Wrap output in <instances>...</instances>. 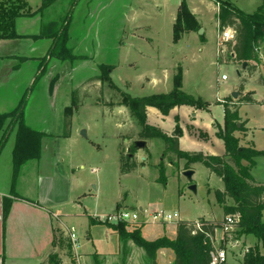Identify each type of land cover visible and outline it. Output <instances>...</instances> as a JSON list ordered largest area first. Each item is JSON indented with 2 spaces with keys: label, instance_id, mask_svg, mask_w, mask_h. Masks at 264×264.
<instances>
[{
  "label": "rangeland",
  "instance_id": "obj_1",
  "mask_svg": "<svg viewBox=\"0 0 264 264\" xmlns=\"http://www.w3.org/2000/svg\"><path fill=\"white\" fill-rule=\"evenodd\" d=\"M101 1L106 6L102 8L101 15L99 14L98 16L100 21L94 15L86 16L88 13V9L86 8L88 3L86 0H82V3H80V6L75 11L73 9L77 3L74 4L73 0H62L48 13L49 17L52 16L57 20L58 28L66 24L68 17L72 21V27H77V37L71 44L75 49L72 47L65 51V55L71 52V54L77 55V57L73 59L69 56V59H66L67 61L63 58L64 63L59 64V66L51 64L54 59L48 62L49 70L47 72H51L48 75L54 76L60 72V84L62 90L65 92L72 90V85L75 86L77 81L85 79L77 87L78 89L73 92H76L75 96L78 102L80 100L86 101V106L79 108L77 112L78 103L73 109L75 110L73 114L74 123L78 129V137L81 140V144L74 147L73 153H67V149L63 147L64 153L62 155L65 159V165L72 158V164L74 163L76 172L85 174L89 178L88 180L92 181L91 193H95L93 185L99 183V208H105V211L112 210L116 205L114 204L115 200H120L119 202L122 203V207L120 208L123 209L132 210L139 208V206L148 208L151 205L154 208H164L170 212H178L181 221L196 222L197 224H200L199 222L202 219L208 221L224 219L223 205L219 203L215 195V189L221 183L217 179L218 177L209 179L210 172L201 162L192 164L195 167L196 173L192 177V180H189L183 172H180L183 166L181 163L183 161V164H185V161L178 160L175 156L172 157V160L167 158L165 160L167 172L166 185L164 186L161 182L157 181L160 172L156 164L161 161L162 151L165 147V142L160 139L152 140L150 147L151 156H148L147 160L142 159L139 162L140 166L146 163L145 169L139 168L129 175L120 173L119 149L122 155H127L129 153L128 148H130V144L132 143V141L126 142L128 139L125 135L138 138L141 131L137 119L131 114L130 108L126 104L127 96L144 97L146 95L170 92L173 89V76L177 73L178 67L186 69V89L192 92H204L207 96H210L216 87L225 89L236 85L237 82H240L239 72L244 77H248L247 69L243 67V63L240 64L235 62L233 57L230 58L227 44L224 46L219 45V21L215 8L210 4L211 0H191L192 9L198 12L206 28V42L202 45L197 43V45L190 46V48L187 43L180 44L179 48L178 46L167 48L164 44V48L168 50V53H166L163 60V71L160 65L155 63V60H143L135 52L131 55L132 59L135 60V67L129 68L128 66H124L127 63L124 62L126 57L123 50L128 49L129 46L122 49L118 47V39L120 37L118 33L121 32L120 27H126L130 21L144 22L146 20H156L160 24L163 23L161 34H163L162 37L166 41L168 24L173 18L172 11L169 8H166V10L163 8L158 15L152 9L153 7L149 6L145 7L149 12L148 18L144 16L132 18L133 15H131V20H128L122 14L124 7L123 0H111L112 2L108 0ZM227 1H231L238 9L245 13L256 11L264 2V0ZM216 4L218 5L217 2ZM86 18L88 19L87 21ZM227 29L234 31L233 27ZM83 35H88V38L83 40ZM95 35L98 36V39L95 38ZM202 39H204V36ZM263 46L259 48V61H249V64H255L259 70L257 77L254 80H250V84L252 85H256L255 82L264 79ZM132 48L139 50L137 46ZM221 49L224 51L221 52ZM59 52L62 51H57L56 53L59 55ZM88 56L91 59L90 61L88 60L89 62H86L84 59H89L87 58ZM45 61H47V57L43 60V62ZM173 64H176V67H173ZM113 65H117L119 68L112 74ZM150 68L151 70H158L157 78L160 79L159 81L155 83L153 81L149 82L146 80L147 77H143L145 69L148 70ZM166 70L170 71V75H165ZM172 70L173 75H171ZM223 75L227 76L226 80H222ZM45 80L46 77H42L35 84H28L25 92V107L28 112L33 111L37 114L36 109L39 110L47 107L46 99L43 101V96L46 92ZM57 84L54 85V92L57 90V87H55ZM84 92L85 96L83 97ZM60 101L58 104H60ZM121 106L129 111V117L128 115L119 113L117 121L115 117L114 120H111L112 113L114 114V111L121 108ZM48 114V118H51L52 114L49 110ZM199 118L201 119V116ZM199 118L197 120H200ZM150 120L165 124L167 127H171L173 124L176 125L171 115L165 117L164 121H160L159 118L157 119L153 115H150ZM49 121L51 120L49 119ZM6 125L5 134L14 125L13 118L7 120ZM83 130L86 131L85 136L82 134ZM192 130V127L189 126V136L192 139L188 138L185 140L184 145L187 149L203 150L207 153L218 151L217 143L212 144L208 140L207 134L203 132L198 133L199 135L196 134L195 139ZM64 131L65 128L61 130V133L54 130L53 132H49V134L63 136ZM55 135L47 139V142L50 143L49 145L55 144L53 141L56 138ZM97 144L101 147L100 151L97 149ZM51 148H53V145ZM41 150L43 151V146ZM31 160L34 159H29L27 162ZM81 164L84 165V168H81ZM91 170H96V172L92 173ZM98 176L102 178L98 179ZM190 185H194L195 190L190 189ZM227 202L231 203V201ZM83 203L88 212L96 210V201L93 198H87ZM106 212H108L107 214L110 213L109 211ZM87 218H84L86 223ZM75 221L69 222V227H62L66 231L64 233V242L68 246L65 252L66 254L68 253L67 256L65 254L64 256L62 255L64 264H80L79 257L81 256L77 254L70 238H67V236L69 237L70 229H73L77 236L78 252H102L105 255H101L102 257L99 255V259H102L100 260L103 261V264H152V260L147 255L145 249L134 240L127 241L125 250L123 249L122 242V248L119 251L120 241L118 235L113 233L112 237H107L106 226L103 224H100L102 226L92 228L91 232L93 233L94 240L93 242H87L86 237L89 226H84L82 221ZM177 223L178 221H171L167 224L149 223V225H132L127 226V231L132 232L135 229H139L141 233L139 241L148 244L149 250L151 249V252H154L156 255L158 263L172 264L175 260L176 249L173 243L175 242ZM237 228V226H233L228 231L219 230L218 234H215L211 239L213 250L219 247L226 249L229 257L228 264H243L245 249H248L247 245L255 247L260 242V246H262L261 252H264L261 241H258L254 235L238 234ZM252 236L257 239L255 244H253L255 240ZM247 237H251L249 242H243ZM237 239L238 241L235 242L234 240ZM90 260H93V264H96L93 257L87 261L83 260L82 264H90Z\"/></svg>",
  "mask_w": 264,
  "mask_h": 264
},
{
  "label": "crops",
  "instance_id": "obj_2",
  "mask_svg": "<svg viewBox=\"0 0 264 264\" xmlns=\"http://www.w3.org/2000/svg\"><path fill=\"white\" fill-rule=\"evenodd\" d=\"M61 1L62 0H57L51 6L46 7L33 15L18 18L16 23V32L19 38L0 39V114L17 110L21 108V105L24 102L22 116L24 123L28 124L32 129L44 134L42 140L43 151L41 152L40 157L23 165L16 175L17 178L15 184H13L14 168L12 154L17 142L16 135L18 124L16 123V125H13L6 134V127L0 129V264H46L47 257L54 252L58 253L62 260V255L64 256L65 254L67 256L68 254L65 253L68 246L64 245V247H62L59 244L60 236L63 235V237H65L64 233H66V231L62 228L63 226L69 227L68 223L73 220H76L75 222L82 221L84 226H89L86 241L93 242L94 237L91 232L92 228L102 225L93 224L92 219L97 220L102 216L108 215V212L106 211H109V214H111L116 209L122 207V203L119 202L120 200H115L114 204L116 205L112 208L113 211H105V208H99V183L93 185L95 193H91L90 188L92 186V181L88 180L89 178L86 177L85 174L76 172L74 163L72 164V158H70L68 164L65 165V159L62 155L64 153L63 147L67 149V153H73L75 150L74 147L81 144V140H79L78 137V129L75 127L74 123L73 114L75 110H73L72 114V128L69 136L49 134V132H53L54 130L61 133V130L65 127L64 118L66 110L73 106V92L78 89L77 87L82 82L85 81V79L77 81L75 86L72 85V90L65 92L62 90V86L60 84V72L56 73L54 76L48 75L51 72H47L49 70L48 62H51L53 59L54 61L51 64L54 66H59V64L64 63L63 56L60 52L59 55L56 52L51 53V51L56 48L55 46L58 43V35H60L63 28H58L57 20L52 16L49 17L48 14L49 11H52L53 8ZM81 1L82 0L78 1L73 9L74 11L80 6V3H82ZM108 1L112 2L111 0ZM183 1L184 0H123L124 7L122 9V14H124L125 18H128V20H131V15H133L132 18H140L143 16L148 18L149 12L145 9V7L149 6L153 7L152 9L158 15L161 13L163 8L165 10L166 8H169L172 11L173 17L168 24L166 41L162 37L163 34H161L163 23L160 24L156 20H146L144 22H137L133 20L130 21L126 27H120L123 35L121 32L118 33L120 36L118 39V47L122 49L129 46L128 49L123 50L126 57L124 62L127 63L124 66H128L129 68L135 67V60L131 57L132 53L135 52L143 60H155V63L159 64L163 71V60L166 53H168V50H165L164 48V44L167 48H174L176 46L179 48L180 44L187 43L190 48V46L193 47L194 45H197V43L202 45L206 42V28L204 27L198 12L192 9L191 0H185L192 14L199 20L201 25L200 29H203V32L199 33L198 30L196 32L192 31L184 33L179 42L174 43L173 27L177 19L176 16L178 9ZM42 2L43 0H27V3H29L33 12L40 9L43 4ZM86 2L88 3L86 7L88 9V13L86 16L94 15L96 19L100 21L98 16L99 14L101 15V10L106 5H103V1L101 0H86ZM210 4L215 8L217 15L219 6L216 4L215 0H211ZM87 20L88 19L86 18V21ZM203 35L204 39H202ZM76 37L77 27H72L71 21L67 30L66 38L68 39V44L71 48L73 47V49L75 48L71 44L75 41ZM87 38L88 35L82 36L83 40H86ZM95 38L98 39V36L95 35ZM136 46L139 50H137V48H132ZM54 56L56 57L54 58ZM46 57L47 61L43 62ZM87 58L89 59L84 60L89 62L91 57L88 56ZM173 67H176V64H173ZM118 68L119 67L117 65H113L112 74L114 71L118 70ZM181 68L183 69V91L197 99L201 98L203 101L209 103V107L207 109H202L184 104L173 108L169 114L163 115L156 107L148 106L146 121L153 126L161 128L169 135H173L177 125V120H179L181 131L183 130V133L179 136L180 150L187 152L201 151L204 154L213 156L224 155V141L217 136L216 133L218 130V124L221 127H224L225 125V100L227 97H232V93L235 91L240 93L239 96L252 97L254 102H248L244 99L241 100L239 115L242 122L245 123V131L237 132L236 135L241 139V146L252 147L262 153L254 157V163L250 170L254 180L257 183L264 184V79H260L255 82L256 85L250 84V80H254L257 77L259 71L258 67L255 71H253V73H248L246 71L248 74L247 78L239 72L240 82H237L236 85L225 89L216 87L210 96H207L204 92L188 91L186 89V69L183 67ZM244 68L246 69V67ZM157 71L158 70H151V68L148 70L145 69L143 77H147V81H153L155 83L160 80L157 78ZM165 75H170V71L166 70ZM171 75H173V70ZM42 77H46L44 82L46 92L44 93L43 101L46 99L47 107L39 110L36 109L38 112L37 114L33 111L28 112L25 107L26 89L28 84H35L36 81ZM56 83H58L57 86H55L57 87V90L54 92L53 88ZM242 85L244 86L243 91L240 89ZM84 96L85 92L83 93V97ZM235 100H237V98ZM59 101L60 104H58ZM85 103L86 101L80 100L78 103L79 106L76 108V112L79 108L86 106ZM48 110L52 114L51 118H48ZM119 113L128 115V117L130 115L129 111L121 106V108L114 111V114L112 113V116L110 115L111 120L116 118L115 120L117 121ZM150 115H153L157 119L159 118L160 121H164L165 117H169V115H171L173 120H175L176 125L173 124L171 127H167L165 124L153 122L150 120ZM199 116H201V119ZM197 118L200 120H197ZM49 119L51 121H49ZM189 126L193 129V135L195 136L193 137L195 139L196 134L198 133L203 132L207 134L208 140L212 144L215 142L217 143V147L219 148L218 151L207 153L203 150L196 151L187 149L184 142L186 139L191 138L189 136ZM54 135L56 137L53 139L55 144H52L53 148H51L52 145H49L50 143L47 142V139ZM134 140H138V138H135ZM134 140L131 139L130 141L133 143ZM152 140L153 139L146 140L147 148L149 149L148 153H146L144 149L138 150L134 155L138 162H141L142 159L147 160L148 156H151L150 147ZM219 142H221V144H219ZM49 149L52 154L51 156ZM97 149L99 151L101 150L99 144H97ZM106 156L110 157L108 155ZM119 156L121 163L120 149ZM183 163L184 162L182 161L181 164L183 166L180 172H183L184 170L185 164ZM243 164L247 165L248 163L244 161ZM81 165V168H84V165ZM145 165H139L136 170L139 168L145 169ZM191 169L195 172V167L193 165L191 166ZM207 170L209 171V169ZM91 172L94 173L96 170H91ZM209 172L210 180L218 177L217 179H219V182L221 183L218 184V188H216L215 191L218 189L224 191L225 188L222 178L211 171ZM99 178L102 177L98 176V179ZM5 198L10 199L11 201L7 218H4L3 211ZM87 198H93L96 201V210L88 212L83 203V201ZM227 201H231V203ZM226 203L227 205H233L234 202L232 199L227 198ZM149 207H151V205H149ZM140 208H143V206H139L138 209ZM86 217H88L87 223L84 221V218ZM262 219L264 221V213ZM219 220L223 219L221 218ZM105 228L107 237H112L113 233L116 234V232H114L111 228L107 226ZM219 230L217 232H219ZM217 232L216 234H218ZM252 237L255 240L253 244H255L257 239L254 236ZM67 238L69 237L67 236ZM250 238L247 237L246 240H243V242H249ZM234 241L237 242L238 239ZM246 247L249 248L251 246L247 245ZM121 248L122 242L119 243V251ZM262 253L264 254V252ZM77 254L81 256L79 257L80 264H82L83 260L87 261L91 259V257L94 258L96 255L98 258L99 255H105L99 251L96 253H79L77 251ZM105 259H107V257H105ZM90 262V264H93V260H90ZM101 264H103V261Z\"/></svg>",
  "mask_w": 264,
  "mask_h": 264
},
{
  "label": "trees",
  "instance_id": "obj_3",
  "mask_svg": "<svg viewBox=\"0 0 264 264\" xmlns=\"http://www.w3.org/2000/svg\"><path fill=\"white\" fill-rule=\"evenodd\" d=\"M57 0H43V4L39 10L33 12L27 3V0H0V39L19 38L16 32L17 19L23 16H30L40 12L46 7L51 6ZM74 4L78 0H73ZM219 5L218 20L219 30L222 32L227 28H234L235 38L227 42V47L230 52V58L238 63L247 64V72L253 73L257 66L249 64V61H259V48L264 45V2L258 9L251 13H245L238 9L232 2L225 0H215ZM177 19L173 27V41L178 43L184 33L196 32L201 28L199 20L190 11L187 2L184 0L177 13ZM71 19L62 27L60 35H58L56 48L51 53L62 51L63 58L69 59V56L75 59L77 56L65 51L71 49L68 44L67 30ZM204 36V35H203ZM202 36V38H203ZM264 47V46H263ZM183 69L178 67L177 73L174 75V89L169 93L146 95L144 97L127 96V106L130 108L131 114L137 119L141 131L139 132V140L160 139L165 142L164 150L162 151V159L156 165L160 172L158 182L164 186L167 182V172L165 160L173 159L175 156L178 160H185L184 170L191 169L192 164L202 163L209 171L220 176L224 182L225 190L220 189L215 191L217 200L224 208L225 218L234 216L237 218L236 225L238 234L254 235L258 241L263 243L264 247V221L262 219L264 213V184L257 183L251 175L250 168L254 163V157L262 154L255 148L243 147L240 145V137L237 132L245 131V123L240 119L239 110L241 100L254 102L252 97L239 96L237 100L233 97H227L224 103V119L225 125L221 127L217 125V136L223 139L225 144L224 155H208L203 152H187L180 150L179 139L182 134L179 122L177 120L176 128L173 135H169L157 126H153L146 121L147 107H156L163 115L181 105H190L196 108L207 109L209 103L201 98H195L183 91L182 85ZM241 91L244 86L240 87ZM76 92L73 94L72 107L66 110L64 123L65 131L63 136H69L72 128V114L74 106L79 103ZM24 102L21 108L0 114V129L5 127L7 120L13 118L14 125L18 124L16 135V145L13 150V184H15L17 174L21 167L27 163L29 159H38L41 155L42 139L44 134L32 129L23 121ZM128 141L134 140L132 136L125 135ZM124 138V137H123ZM135 141V140H134ZM133 143L130 144V152L127 155L121 154L120 173L130 174L139 167V162L134 156L137 148ZM146 153L149 152L145 148ZM246 161L248 164L244 165ZM233 200V205H227L226 199ZM11 201L8 198L4 199L3 211L4 218L9 214ZM225 218L218 221H208L202 219L197 224L196 222L179 221L176 228L175 242L173 243L175 251V260L172 264H211V251L213 250L212 238L219 229L224 226ZM93 224H103L111 228L119 237L120 242H123V249H126L127 241L134 240L142 246L152 264H159L154 252L149 250L148 244L140 240V230L135 229L132 232L127 231V224H109L101 220H93ZM59 244L64 247L67 245L64 242L63 235L59 238ZM66 240V239H65ZM262 246L257 243L255 247H249L244 253L243 264H264V254L261 252ZM96 264H101L102 261L98 256H94ZM46 264H63L58 253H51L46 260Z\"/></svg>",
  "mask_w": 264,
  "mask_h": 264
},
{
  "label": "built area",
  "instance_id": "obj_4",
  "mask_svg": "<svg viewBox=\"0 0 264 264\" xmlns=\"http://www.w3.org/2000/svg\"><path fill=\"white\" fill-rule=\"evenodd\" d=\"M235 33L232 29H224L219 35V45L224 46L227 42H230L235 38ZM224 50L221 49V52ZM227 76L223 75L222 80H226ZM104 223H109L112 225L125 223L129 226L132 225H149L153 224H167L171 221H180V214L178 212H170L164 208H153V207H143L140 209H123L118 208L113 213L102 216L99 218ZM224 226L221 230L228 231L236 225V217L227 216L225 218ZM70 241L73 243V247L78 251V240L73 229L69 232ZM212 262L211 264H228V254L224 247H219L211 251Z\"/></svg>",
  "mask_w": 264,
  "mask_h": 264
},
{
  "label": "water",
  "instance_id": "obj_5",
  "mask_svg": "<svg viewBox=\"0 0 264 264\" xmlns=\"http://www.w3.org/2000/svg\"><path fill=\"white\" fill-rule=\"evenodd\" d=\"M203 32V29H199V33H202ZM264 49V47H263ZM247 64L244 63V67L246 66ZM239 92L235 91L232 93V97L233 98H237L239 96ZM82 134L85 136L86 135V131L83 130L82 131ZM128 142V140H127ZM134 146L137 148V150H144L145 148H147V141L145 140H135L134 141ZM130 149L131 148H128V152H130ZM183 174L189 179V180H192V177L193 175L195 174V172L192 170V169H186V170H183ZM190 189H193L195 190V186L194 185H190Z\"/></svg>",
  "mask_w": 264,
  "mask_h": 264
}]
</instances>
